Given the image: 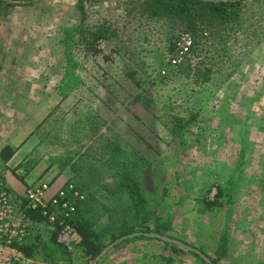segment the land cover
<instances>
[{
    "label": "rangeland",
    "instance_id": "1",
    "mask_svg": "<svg viewBox=\"0 0 264 264\" xmlns=\"http://www.w3.org/2000/svg\"><path fill=\"white\" fill-rule=\"evenodd\" d=\"M5 2L0 93L32 97L10 104L29 105L26 121L36 126L17 151L26 162L9 176L20 183L37 166L24 192L62 178V188L73 184L85 196L65 221L76 234L70 246L62 226L34 225L29 264H93L85 237L105 250L132 228L159 230L219 264H243L239 236L249 223L242 195L234 205L230 191L248 190L252 174H262L264 0L244 2L234 29L184 34L194 48L175 67L180 25L148 18L138 0ZM105 24L112 38L97 42ZM128 178L145 201L142 214ZM13 182L5 183L17 193ZM124 242L96 264H205L152 238Z\"/></svg>",
    "mask_w": 264,
    "mask_h": 264
},
{
    "label": "crops",
    "instance_id": "2",
    "mask_svg": "<svg viewBox=\"0 0 264 264\" xmlns=\"http://www.w3.org/2000/svg\"><path fill=\"white\" fill-rule=\"evenodd\" d=\"M21 97L24 98L22 99ZM18 98L19 96L15 97L10 93H0V187L1 185L3 186L5 184V187L7 188L8 186L5 183L6 181L13 186V184H15L13 181H15L18 185L21 184L20 188H17V191L15 192H17L19 195H23L25 193V183H28V181L34 183L36 180L35 178H30L29 176L35 173L37 166L32 170L28 177L25 178V180L22 181V179H20V183L19 181H16L18 178L9 176V170L22 164L23 162H26L24 161L25 156L22 157L17 151L20 149L21 145H27L31 143V140L34 137L36 126H33V124L28 120L26 121V119L28 118L26 115L29 105H26L25 108L23 107L22 109L18 110L16 106L10 104L17 101H32V97L20 95V98ZM46 100L51 101L52 98H46ZM251 102L252 100L249 101L250 105ZM245 107L246 105L243 106V108ZM44 108L45 106L40 110V115H38L40 116V120L41 118L46 117L44 116ZM255 115L258 116L257 113H255ZM42 122L43 121L41 120L40 123ZM263 133L264 131L260 132L261 135ZM262 145V149L261 147L259 149L263 152L264 141L262 142ZM7 149H10L13 152L12 157H10L9 159L4 158V151H6ZM261 170L262 174H252L254 176L249 179L248 190L244 189L243 191H238L239 187L237 186L230 191V198L233 197L234 199L233 201H231V203H233L234 205L239 200L237 196L242 195L240 196V198L242 199L243 204L242 213L243 215H245V217L243 218H246L249 223H244L245 226H243V232L239 236L241 240L240 244L242 245V247H244L242 258L245 262L243 261V264H264V162ZM53 173L54 172L52 168L50 169L49 174L46 176L49 181L52 180L51 174ZM254 179L256 181H253ZM62 180V178L57 179V181L50 186L52 192H56L58 189L62 188L64 184ZM21 181L24 184H22ZM251 181L253 182L251 183ZM255 183H258V186ZM255 231L257 232L255 233ZM247 245V249L249 250L248 252L246 251L247 249L245 247ZM203 262L207 264L204 260Z\"/></svg>",
    "mask_w": 264,
    "mask_h": 264
},
{
    "label": "built area",
    "instance_id": "3",
    "mask_svg": "<svg viewBox=\"0 0 264 264\" xmlns=\"http://www.w3.org/2000/svg\"><path fill=\"white\" fill-rule=\"evenodd\" d=\"M191 35H183L177 44L172 66H178L191 55L194 48ZM85 196L73 184L52 192L48 183L31 185L23 195H18L8 188L0 187V264H29L30 261L20 250L21 245L32 239L34 222L30 214L39 211L48 219L51 226H62L61 240L70 246L76 234L65 223L74 215ZM79 244V240L76 241Z\"/></svg>",
    "mask_w": 264,
    "mask_h": 264
},
{
    "label": "trees",
    "instance_id": "4",
    "mask_svg": "<svg viewBox=\"0 0 264 264\" xmlns=\"http://www.w3.org/2000/svg\"><path fill=\"white\" fill-rule=\"evenodd\" d=\"M246 1L248 0H138L137 4H139V7L144 8L143 11H145L148 14V18L150 19H156L162 21L164 24H167L170 28L178 24L180 25L179 33L174 34L173 36V39L176 40L175 45L177 46L178 41L184 34H187V32L198 34L201 31V28L202 30H204L203 29L204 26L207 27L211 26L214 28H227L228 25H230V29H234L235 28L234 25L241 26V23L244 22V19L242 17L243 7H244L243 3ZM5 3L7 5H10L7 2H5V0H0V4H5ZM111 34H112L111 29L107 24L100 27L99 30L96 33H94V35H96L95 38L97 42L111 40L110 39L112 38ZM173 49H174V45L170 47L171 51ZM4 152H5L4 158L7 153L8 154L6 156V159L12 157L13 152L10 149H7ZM126 180L128 181L127 186L129 187L130 190L132 203L134 204L135 208L138 209L142 214L144 211L145 201L142 198L140 191H138L137 187L133 184L134 181H132L130 178ZM30 218L33 220L34 224L36 225H38L39 222L42 221L48 222V220L45 217H43L41 212L39 211L32 212L30 214ZM78 226H80V228L85 227V225H78ZM133 231L134 230L132 228L128 232V235L134 233H140ZM142 232H144V234L153 233L149 229H144L142 230ZM155 233L163 235V233H161L159 230H156ZM122 235L124 236L127 234H122ZM32 239L27 243L19 246L20 250L25 254L26 257L27 256L29 257L30 254L33 251L35 252V250L37 249L36 244L32 242ZM90 239H91L90 236L85 237L84 246L87 248V252L91 256V260H95L100 255V253H102L104 246L100 242L99 243H97L96 241L92 242L90 241ZM145 239H149V238L144 236L136 237L131 240L125 241L123 244L133 243L134 241L145 240ZM152 239H154V241L164 243L165 246L167 247L166 249H169L180 256L191 255L203 262L201 257L194 252L184 250L176 245H172L160 239H156V238H152ZM109 256L110 253L108 254L107 257ZM211 260L214 264H219L217 260L215 259H211ZM172 261L173 260H171V262Z\"/></svg>",
    "mask_w": 264,
    "mask_h": 264
},
{
    "label": "water",
    "instance_id": "5",
    "mask_svg": "<svg viewBox=\"0 0 264 264\" xmlns=\"http://www.w3.org/2000/svg\"><path fill=\"white\" fill-rule=\"evenodd\" d=\"M148 237V238H156V239H160L164 242H167V243H170L172 245H176L184 250H187V251H190V252H194L196 254H198L207 264H213L212 261L210 260V258H208L206 255H204L203 253H201L200 251L186 245L185 243L183 242H180V241H177V240H174V239H170L168 237H165V236H161L159 234H154V233H150V234H144L142 232L140 233H134V234H131V235H127V236H124L122 237L120 240L116 241V243H114L113 245L107 247L105 250L102 251V253H100V255L94 260L93 264H96L98 263L99 261H101L105 256H107V254L110 252V250L124 242V241H128V240H131L133 238H136V237Z\"/></svg>",
    "mask_w": 264,
    "mask_h": 264
}]
</instances>
